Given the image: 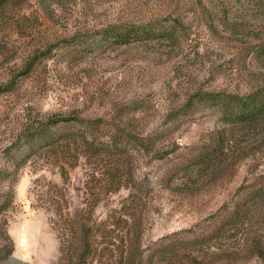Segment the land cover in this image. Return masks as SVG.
<instances>
[{"label":"rangeland","instance_id":"obj_1","mask_svg":"<svg viewBox=\"0 0 264 264\" xmlns=\"http://www.w3.org/2000/svg\"><path fill=\"white\" fill-rule=\"evenodd\" d=\"M263 87L264 0H0V264H59L86 221L92 264L139 223L145 264H264V205L225 226L264 185V121L202 100Z\"/></svg>","mask_w":264,"mask_h":264},{"label":"trees","instance_id":"obj_2","mask_svg":"<svg viewBox=\"0 0 264 264\" xmlns=\"http://www.w3.org/2000/svg\"><path fill=\"white\" fill-rule=\"evenodd\" d=\"M144 28L145 27L141 29L130 28L122 32L118 31L119 29L117 28L108 29L104 31V38L106 41L113 40L117 43H126L134 39L140 40L147 34H149L147 37H150L153 34L152 31H148V29ZM202 100L214 103L221 112L222 119L227 124L233 126L254 127L264 121V87L245 97L209 94L203 96ZM66 122L69 121L55 120L51 121L47 126H59L61 123ZM109 142V148L121 151V147L118 145V138H111ZM88 146L92 150H97V148H99L97 147L98 143L96 140L95 142L88 143ZM220 152H222L221 148L213 152L208 151L203 155H199L191 164L200 166L201 164L208 163ZM261 204L264 205V185L259 190L253 192L249 197L235 203L234 209L228 212L225 216V218H227L225 226L226 224L231 225L238 222L242 217L251 213L255 207ZM78 227L79 228H76L74 231V235L70 238H68L70 234L68 235L67 230L65 228L63 229V235L68 236L61 242V258L59 264H92L91 262L94 254L97 252V249L94 247L97 235L94 234L93 228L88 226V221L80 223V226ZM224 228V226L215 227L213 229V234H220ZM141 229V223L133 224L130 227V230H128V238L126 241L119 243L115 241V243H112L113 249L111 250L107 249L110 245H106L103 248L101 246V243L103 242H100L99 240V264H145L143 260L145 250L142 249L141 244ZM111 232H114V230ZM112 237L115 238V235L112 234ZM172 249V247L166 249L171 259L174 255H178L176 252H181L172 251ZM184 252L185 251H183L182 254ZM188 256L186 257L185 254L182 255L185 259H188ZM178 257L179 256H175V258ZM189 257L194 260H202L203 258L202 255Z\"/></svg>","mask_w":264,"mask_h":264}]
</instances>
